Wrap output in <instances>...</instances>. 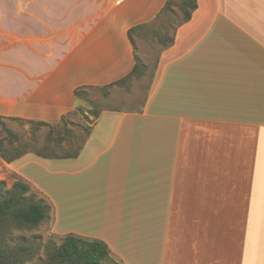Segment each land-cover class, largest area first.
<instances>
[{
  "label": "crops",
  "instance_id": "1",
  "mask_svg": "<svg viewBox=\"0 0 264 264\" xmlns=\"http://www.w3.org/2000/svg\"><path fill=\"white\" fill-rule=\"evenodd\" d=\"M166 1L0 0V118L55 125L127 76L128 31ZM171 38L140 107L102 110L76 157L3 164L51 233L123 264H264V0H197Z\"/></svg>",
  "mask_w": 264,
  "mask_h": 264
},
{
  "label": "trees",
  "instance_id": "2",
  "mask_svg": "<svg viewBox=\"0 0 264 264\" xmlns=\"http://www.w3.org/2000/svg\"><path fill=\"white\" fill-rule=\"evenodd\" d=\"M173 5V0H167L159 16L169 14L173 11ZM179 8L183 17L182 21L177 26L190 20L192 12L197 9V0H180ZM147 26L148 25L137 26L128 31V36L133 45L134 52V39L139 35L140 29ZM172 43L173 39L171 37L168 38V42L164 48L169 47ZM145 72L146 66L135 54L134 68L124 78L103 87L84 86L76 88L74 91L76 99L75 110L63 116L59 123L51 125L45 122L12 119L25 121L35 128L43 126L49 128V136L42 150H30L28 144L21 142L16 134L6 129L4 125L1 124V129L6 136L0 139V159L6 163H12L29 153L35 154L41 158L50 159L76 157L89 134L90 127L87 129L85 139L73 153L58 155L54 152H49V149L53 144L60 145L65 142L64 139H68L64 137V135H68L66 125L70 122V117L75 115V111H79L81 108L86 91L106 90L114 87L127 88V85L132 81H138L143 78ZM105 109L91 111L92 122L95 121L101 111ZM5 140L6 145L4 144ZM51 212V206L44 199H38L32 192L29 184L22 179H18L10 188H7L4 180H0V264H26L36 257L40 248L38 241H19L12 244V236L14 232L35 230L51 217ZM59 237L61 239V244L59 246H55L51 243L45 246V260L39 264H111L113 261L116 264H123L111 253L106 244L100 240L83 237L77 234H65Z\"/></svg>",
  "mask_w": 264,
  "mask_h": 264
},
{
  "label": "rangeland",
  "instance_id": "3",
  "mask_svg": "<svg viewBox=\"0 0 264 264\" xmlns=\"http://www.w3.org/2000/svg\"><path fill=\"white\" fill-rule=\"evenodd\" d=\"M173 3V11L157 18L147 27L141 28L139 35L134 39L136 57L146 66L143 78L138 81H132L127 85V88L114 87L106 90L86 91L81 108L79 111H75V115L70 117V122L72 123L68 122L66 125L68 135H64V137L68 139H64L65 142L60 145L53 144L50 146L49 152H54L58 155L73 153L85 139L87 129L92 124L91 111H99L105 108L137 109L140 107L145 98L159 54L167 44L168 38L171 37L175 27L182 21L183 15L179 8L180 0H173ZM1 124L16 134L21 142L28 144L30 150H42L49 136L48 127L35 128L25 121L0 119V139L6 136L1 129ZM4 144L6 145V140ZM30 168L31 166L27 168V171H30ZM0 180H5L7 188H10L17 181L16 176L7 171L2 159H0ZM43 181L45 182V180ZM31 190L38 199H44L51 206L44 195L33 189ZM49 219L52 221V217H49L35 230L13 233L12 244L19 241L32 242L34 240L40 244L36 257L26 264L42 263L45 260L44 249L48 243L55 246L61 244L59 235H55L50 231ZM111 264L116 263L113 261Z\"/></svg>",
  "mask_w": 264,
  "mask_h": 264
}]
</instances>
